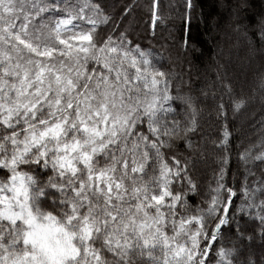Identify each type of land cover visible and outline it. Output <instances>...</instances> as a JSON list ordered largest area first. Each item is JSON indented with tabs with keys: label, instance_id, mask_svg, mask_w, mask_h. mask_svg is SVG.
Here are the masks:
<instances>
[{
	"label": "snow or ice",
	"instance_id": "snow-or-ice-1",
	"mask_svg": "<svg viewBox=\"0 0 264 264\" xmlns=\"http://www.w3.org/2000/svg\"><path fill=\"white\" fill-rule=\"evenodd\" d=\"M184 7L190 22L194 0ZM126 19L101 36L112 23L103 0H0V264H264V170L252 171L264 165V127L237 144L227 181L229 111L250 98L228 83L212 95L224 123L204 192L196 161L173 149L193 147L204 109L191 89L172 94L171 73L128 38ZM161 20L152 0L153 32ZM255 27L264 41V7ZM259 91L264 101V73Z\"/></svg>",
	"mask_w": 264,
	"mask_h": 264
},
{
	"label": "trees",
	"instance_id": "trees-1",
	"mask_svg": "<svg viewBox=\"0 0 264 264\" xmlns=\"http://www.w3.org/2000/svg\"><path fill=\"white\" fill-rule=\"evenodd\" d=\"M103 2L107 5L112 23L107 27L101 26V36H106L116 28L124 15H127L124 24L132 21L135 28L128 38L144 48H151L153 55L161 61L164 70L171 73L175 81L172 84V94L175 95L176 85L179 84L185 92L191 89L192 94L199 98L197 107L203 108L204 111L201 129L190 137L193 147L188 149L183 139H174L173 149L177 154L191 157L196 161L194 178L198 180L204 192L208 191L209 185L212 188L216 186L213 173L219 171V166L217 153L211 141L217 136L219 125L224 123L222 120L216 122L212 95L215 93L219 101L220 94L224 91L223 84L228 83L232 85L235 94L250 98L247 107L239 115L233 116L229 111L228 119L231 122L232 136L229 144L231 158L228 165L231 170L227 173V181L231 184L232 172L237 167V144L242 139L245 146L248 143H256L264 127L261 124L264 121V101L259 91L260 77L264 73V54L261 52L264 41L255 27L257 14L264 7V0H248L247 7L239 11L234 10L235 6L242 4L243 0H194L195 7L190 22L186 17L184 0H159V15L162 20L155 32L151 27L152 0H103ZM129 4H134L135 7L130 14H124L123 9ZM237 23L240 24L239 28ZM120 30L123 31V27ZM185 38L189 40L187 47L184 45ZM223 39L230 41L228 48H224ZM218 44L221 45L217 47ZM226 52L234 55L242 53L243 58L252 62V67L243 72L242 76L244 80H248V84L234 81L239 75L234 60L228 63L230 79L229 76H225L224 71L227 72L224 70L225 60H228L224 56ZM233 59L236 60L234 57ZM237 62L238 59L235 63ZM202 92H207V101L204 100ZM227 99L228 97L225 96V100ZM178 103L176 101L172 106L175 107ZM167 119L170 122L173 119H183V116H168ZM202 134L207 139V144L202 141ZM262 170L264 165L252 167L256 176H259ZM255 178L251 177V179ZM176 187L180 190L179 181L176 182ZM189 197L191 204L200 201V197L191 194ZM236 202L239 203V199ZM255 251L259 257V248L257 247Z\"/></svg>",
	"mask_w": 264,
	"mask_h": 264
},
{
	"label": "rangeland",
	"instance_id": "rangeland-1",
	"mask_svg": "<svg viewBox=\"0 0 264 264\" xmlns=\"http://www.w3.org/2000/svg\"><path fill=\"white\" fill-rule=\"evenodd\" d=\"M228 41H229L228 39H227V41H226V39H223V43H224V46H225L224 48H228L230 46V41H229V45L227 44ZM220 45L221 44H218L217 47L220 46ZM215 52H216V49H215ZM224 56H226L228 58V60L224 59L225 60V69L224 70L227 71V72L224 71L225 76L226 77L229 76V79H230V74H229L230 70L228 68V63L229 62L231 63V61L234 60V65L236 64V66L238 68V71H239V75L236 77V79H234V81H236V83L241 81V82H243L245 84H248L247 83L248 80H244V78L242 76L244 74L243 72L248 71L247 69L252 67V62L249 59L247 60L246 58H243L244 55L242 53H240L238 55L237 54L234 55V54H230V53L226 52V54H224ZM233 57L236 58V60L238 59L237 63H235L236 60L233 59Z\"/></svg>",
	"mask_w": 264,
	"mask_h": 264
}]
</instances>
